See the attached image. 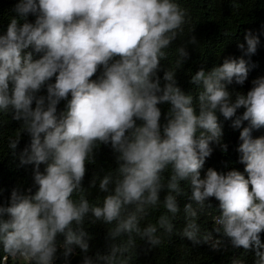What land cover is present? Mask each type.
Returning <instances> with one entry per match:
<instances>
[{"label":"clouds","instance_id":"9594fccd","mask_svg":"<svg viewBox=\"0 0 264 264\" xmlns=\"http://www.w3.org/2000/svg\"><path fill=\"white\" fill-rule=\"evenodd\" d=\"M12 11L0 34V116L20 123L10 150L30 137L20 163L33 165V184L0 202V264H54L58 251L67 261L76 248L82 264H133L138 241L147 253L174 237L217 252L242 248L264 264V136L253 137L264 128V76L246 94L228 88L244 85L259 38L247 31L243 56L192 74L194 95L176 78L199 43L194 31L161 67L191 20L178 0H18ZM220 116L237 129L248 122L236 149L244 170L202 176L212 145L228 150ZM101 146L117 166L86 188ZM97 183L105 195L92 202ZM211 198L219 205L208 229L201 221ZM98 223L108 250L91 256L85 225Z\"/></svg>","mask_w":264,"mask_h":264},{"label":"trees","instance_id":"16d2710c","mask_svg":"<svg viewBox=\"0 0 264 264\" xmlns=\"http://www.w3.org/2000/svg\"><path fill=\"white\" fill-rule=\"evenodd\" d=\"M18 0H0V34L6 31L9 18L15 13L12 11ZM182 7L186 8L191 17L190 23L184 26V32L181 37L168 50L169 58L167 61H161L162 69L174 63L175 48L186 41L194 31L198 40L195 46L189 45V59L184 63L183 68L177 71V81L179 86L185 92H191L194 95L197 89L190 84V77L202 66L210 70L213 66L223 63L224 58H240L243 52L238 48L239 43H245L244 36L247 31H251L254 36L260 40L258 51L250 58L249 74L244 85H237L235 82L229 85V91L246 94L252 87V81L258 77L264 76V0H178ZM235 5V6H234ZM29 20H34L30 16ZM227 33V35H225ZM246 47V44H245ZM34 58H39L35 55ZM249 60V57L244 56ZM99 73H97V76ZM163 75V71L159 73ZM96 77H93L95 79ZM41 94H46L42 92ZM64 101L58 106L59 110L65 107ZM162 113L166 114L169 105H160ZM244 109H240L237 115H242ZM234 119V118H233ZM0 120H8L6 126L0 127V189H3V196H0V202H3L10 196L11 190L17 186L30 187L33 184V165H21L20 157L26 148L30 146V137L22 134L20 143L13 152L8 148L9 137L14 136L20 123L11 120V117H2ZM162 123L163 115H162ZM220 122L223 128L221 143L228 145L227 152L213 144L214 152L210 158L206 159L201 175L208 168H213L221 173L236 169L243 173L244 165L239 163V153L236 149L239 146V133L242 127L248 126L245 121L242 127L237 129L232 127L231 120H224L220 116ZM264 136V128L253 130V137ZM115 154L109 146H101L96 153V163L87 165V173L84 179V187H88L94 174L103 176L106 172L116 168ZM44 165H41L43 171ZM245 175H247L245 173ZM101 198L105 193H101L97 187L91 190L90 201L95 202L96 196ZM163 197V194H162ZM186 199L181 200V207L186 203ZM210 203L214 209L209 210V214L202 218V227L211 229L212 217L218 213L219 202L211 198ZM155 216L152 217L154 219ZM86 231L91 239L89 240L90 251L88 255L94 256L96 252L106 253L108 250L107 230L102 224L85 225ZM264 241V233L261 234ZM62 241L63 237H58ZM147 245L143 241H138L137 258L133 264H233V261L240 259L244 264H254V253L245 252L244 249H232L229 247L226 251H212L207 245L194 246L188 240H181L174 237L171 242L165 241L164 244L150 252H145ZM83 253L79 248L75 249V254L70 256L67 261L62 255V250L58 251L57 259L54 264H82ZM3 257L0 251V258ZM8 264H14L9 258Z\"/></svg>","mask_w":264,"mask_h":264}]
</instances>
